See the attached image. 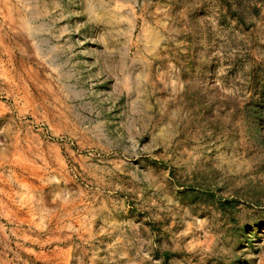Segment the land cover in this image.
<instances>
[{
  "label": "rangeland",
  "instance_id": "obj_1",
  "mask_svg": "<svg viewBox=\"0 0 264 264\" xmlns=\"http://www.w3.org/2000/svg\"><path fill=\"white\" fill-rule=\"evenodd\" d=\"M0 264H264V0H0Z\"/></svg>",
  "mask_w": 264,
  "mask_h": 264
}]
</instances>
